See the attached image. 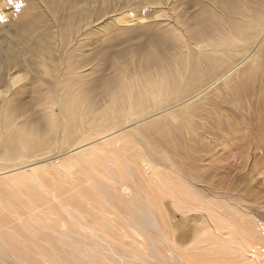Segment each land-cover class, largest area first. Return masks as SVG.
I'll list each match as a JSON object with an SVG mask.
<instances>
[{"label":"rangeland","instance_id":"374dc122","mask_svg":"<svg viewBox=\"0 0 264 264\" xmlns=\"http://www.w3.org/2000/svg\"><path fill=\"white\" fill-rule=\"evenodd\" d=\"M151 1L0 0V131L2 120H6L13 114L14 125L27 127L37 125L39 129H42L40 131L43 132V138L45 136L48 139L52 137V141L50 139L45 150L32 152L30 156H27V159H24L25 162L29 160L28 162L31 164L32 160H37V167L43 166V173L47 172L50 175L57 171L56 169L59 170L61 166L55 164L56 166L53 165L54 167L51 169V167H46L47 164L58 160L63 161L67 155L74 153V149L86 144L87 140L94 143L101 141L95 139L97 133L91 134L86 140L76 134L67 139V143L64 144L62 140L65 133L61 126H58L52 134L48 132L46 113L51 112L54 117L60 115L62 107L59 97L62 94L61 91L64 90L65 83L72 88L84 84H88L90 87L93 85L91 91L96 96V103L94 102L92 109L93 113L97 114L104 106V101L98 99L100 98L98 91L102 84L115 78L120 67H125L127 70L131 69L132 65L138 66L143 60L142 54L151 44L162 55L167 56L179 48L177 40L180 38L176 34L182 35L183 39L189 43L202 38L200 37L201 32H198L196 37L193 36L197 31L199 20L201 21L199 29L207 31L210 36L213 34L211 37H215V35L222 37L229 27L225 20L221 21L220 19L222 12L227 14L236 11L242 4L253 13L264 10V0H162L163 2L158 4H152ZM229 16L230 24L249 19L250 14L238 12L237 15L229 14ZM120 18H123L125 22H121ZM212 21H218L216 31L209 28ZM219 29L224 33L218 32ZM165 31H171V35H166ZM246 48L247 51H250L249 45ZM256 48L252 46L251 49L254 51ZM212 56L218 57L220 53L215 52ZM249 57L251 54L246 53L245 56L234 59L233 67L230 66L228 72V69L224 71L222 79L215 81L212 78L214 73H211V77L205 79L208 81V85L188 101L181 105L169 106L164 112L153 113L148 119L133 121V124L129 125L127 129L139 126L144 121L158 118L169 111L180 110L189 102L187 106L189 108L186 111L190 114L188 116L190 119L186 124L180 122L181 127L177 130L181 139V147L175 150L170 147L168 153L182 174L180 178L187 183L190 197L194 194L196 183L202 182L203 186L211 184L216 191V196L218 195L217 197L223 198V195L226 194V199H230L233 203L237 202V205L240 203L253 207L249 218L260 221L264 220V57H259L262 59L258 60L259 62L254 67L250 63ZM225 66L226 64H222L215 67L217 70H224ZM74 79L80 80H76V82ZM70 80L72 81L70 82ZM229 85L234 86L230 90L238 96L241 94L239 86L253 85V88L250 87L252 93L246 96V99L249 100L248 104L238 105L231 96L221 98L220 95ZM47 94H53L56 98L48 100ZM88 128L90 127L86 126L85 130L88 131ZM104 134L99 132L98 138ZM156 140H162V138L156 137ZM68 148L69 150H67ZM0 151H3L1 147ZM213 151H219L218 156L229 163V168L226 169L229 170V173H223L222 169L212 170V168H208L201 174L198 173L197 167L203 166L204 168L209 165L207 161L210 162ZM220 151L222 152L220 153ZM223 151L238 152L224 154ZM197 155L198 157L202 156V159L205 158V161L203 163L198 161ZM22 162L8 163L7 167ZM4 168L6 165L0 164V170H4ZM14 173L12 172V174ZM198 174L202 176L198 177ZM2 175L0 174V178ZM11 176L13 175H10V178ZM7 177H2L0 183L3 184V181L6 183V179L9 178ZM59 183L63 184V181L60 180ZM3 187V191H8L0 192V203L4 206L8 203L11 204L13 202H9L11 200H15L16 203L20 197L17 191L18 187L13 188L8 185H3ZM21 187L25 188L23 185L19 186V188ZM16 188L15 195L14 189ZM26 188H30V186H26ZM9 192H11L10 195H8ZM138 193L144 196L145 188L142 193ZM7 195H13V199ZM160 195L152 205L153 214L148 208H144V202L141 203V206L138 205V210L136 207V217H140V223L145 224L144 230L138 229L137 225H132L131 220V225L124 224V216L121 214L110 215L114 232H109L107 229V234L103 236L107 243L111 240L110 243L114 244L111 246L116 249L119 242L116 243L113 238L121 233L126 235L124 240L133 244V247H136L135 243H132L136 239L145 244L147 238L144 235H152L157 239L155 245H158V248L161 246L160 250L165 251L164 255L167 248H176L179 251L189 248L193 244L196 228L199 225L197 220L199 213L194 209L190 199L182 203L181 200L177 201V196H172L166 190H162ZM64 198L65 195L58 199L63 201ZM128 198L126 196V199ZM3 199L8 202L4 204ZM129 202L135 203L132 198ZM233 203L231 204L233 205ZM53 204L54 207L56 206L55 208L59 207L55 201L51 202V205ZM49 207L50 203L45 208L44 206L39 207L36 212ZM237 208L236 213L233 212L234 207L231 209L232 222H237L240 226V223L249 224L250 221L247 217L243 219L245 211L239 209L243 207L238 206ZM45 212L51 214L49 210ZM240 212H244L241 214L242 219ZM59 213L62 219L59 220L52 214L47 220L49 225L64 223L67 226L66 228L59 227L60 232H65L62 236L58 237L57 234H54L60 239L56 245L61 249L54 256L55 258H52L54 262L58 260V256L70 257L74 254L77 257H88V254L93 255L91 249L94 248L97 250L95 254V260L97 258L95 263L98 261L97 264H149V262L150 264H169L168 258H165L164 261H166H162L163 263L160 260L156 262L155 259H148L145 262L144 257H135L137 263L122 262L119 255L107 252V247L104 244L101 245L102 242L93 236L92 228L90 230L86 227H77V222L71 221L66 213L62 211ZM5 215L3 214V216ZM205 221H209L207 215ZM262 222L264 223V221ZM99 223L101 222L96 223L97 227L91 223V227L94 226L93 229L96 227L95 230L99 231ZM102 225L104 226V224ZM71 229L76 234L71 233ZM0 232L3 231L0 229ZM25 234L30 235L29 232ZM13 237L26 249L25 255L29 257L26 260L27 264H52V261L50 262L47 257L42 258L35 255L33 251L30 252L29 248L31 247L26 242V236L14 235ZM48 238L47 233L38 234L34 247L41 248V251L49 250L52 243ZM162 238L165 239V244L169 242L171 246L168 245L166 248L162 245ZM93 239L94 241H92ZM80 242L81 244H79ZM252 250L253 252L245 251L246 257L250 258L254 264H264V251L262 250L257 255L254 254L257 250ZM169 256L173 257L171 254ZM13 262L20 264L19 260L8 261L6 264H13ZM21 263L26 264L24 261ZM171 263L177 264V261L174 260Z\"/></svg>","mask_w":264,"mask_h":264},{"label":"bare ground","instance_id":"6f19581e","mask_svg":"<svg viewBox=\"0 0 264 264\" xmlns=\"http://www.w3.org/2000/svg\"><path fill=\"white\" fill-rule=\"evenodd\" d=\"M161 1L152 0L151 3L158 4ZM238 12L250 14L249 19L229 24V14L234 16ZM242 16L245 15L242 14ZM220 19L221 21L225 20L229 25L225 33L219 29L218 32L224 33L222 37L216 35L211 37L213 34L210 36L207 31L199 29L201 25L199 20L197 31L193 35L196 37L198 32H201L200 37L202 38L199 40L196 39L189 43L178 33L176 35L180 40H177L179 48L176 52L165 56L151 44L144 54L141 53L143 56H140L143 57V60L138 66L132 65V68L127 70L125 67H120L116 77L104 82L98 91L100 97L98 99L104 101V106L97 114H94L92 109L94 102L96 103V96L91 91L93 85L90 87L88 84H84L72 88L65 83L64 90L61 91L62 94L59 97L62 107L60 115L54 117L51 112H48L50 114L46 113L48 132L52 134L58 126H61L65 133L62 140L64 144L67 143V139L76 134L86 140L91 134L97 133L95 139L101 141L94 143L87 140L88 143L86 141V144L76 149L74 146V150L72 149L74 153L66 154L63 161L58 160L47 164L46 167H51V169L56 165L61 166L54 173L50 171L52 172L50 175L47 172L43 173V166L37 167V160H32L33 163L30 164L29 160L25 162L24 159H27V156H30L32 152L45 150L50 139L52 141V137L48 139L45 136L43 138V132L40 131L42 129H39L37 125L35 127L14 125L13 114L6 120H2L0 147L3 151H0V164L6 165V168L0 170V174H3L4 178L7 176L9 178L7 177L6 183L4 181L3 184L0 183V192L6 191H3V185L13 188L16 186L19 190H23L14 189V194L17 190L20 196H17L19 200L16 203L15 200L9 201H13L14 205H11L12 203L7 205L8 200L5 199L3 200L7 207L0 203V229L3 231L0 232V264H6L13 260H19L20 264L24 261L27 264L26 260L29 257L25 255L26 249L13 237L14 235L26 236V242L31 247L29 248L30 252L33 251L35 255L42 258L47 257L50 262L52 261V264H77V262L78 264H97L98 261L95 263L97 250L94 248L91 249L93 253L90 252L93 255L88 254V257H77L73 254L70 257L58 256V260L55 262L52 260L61 251L60 247L56 245L60 240L58 237L65 234V232H60L59 227L66 228L67 226L64 223L49 225L47 220L52 214L59 220L62 219L59 213L61 211L66 213L71 221H76L77 227L92 228L93 236L102 242L101 245L104 244L107 247V252L119 255L122 262L137 263L135 257H144L145 262L148 259L165 262L164 259L168 258L169 264L174 260L177 261V264H254L250 258L246 257L245 251L253 252L252 249H254L257 250L254 253L257 255L262 250L264 251V223L262 222L264 220L257 221L255 218H249L253 208L249 205L240 203L237 205V202L233 203L230 199H226V194L223 195V198L217 197L218 195L216 196V191L211 184L203 186L202 182L196 183L194 194L190 197L187 183L180 178L182 174L168 153L170 147L173 150L181 147V139L177 130L181 127L180 122L186 124L190 119L188 117L190 114L186 111L189 108L187 107L189 102L180 110L169 111L158 118L144 121V123L138 124L139 126L127 129L129 125L133 124V121L148 119L153 113L164 112L169 106L181 105L188 101L208 85V81L205 79L211 77V73H214L212 78L215 81L222 79L224 71L228 69V72L229 67H233L234 59L250 53L249 61L254 67L259 62L258 60L262 59L259 57H264V36L262 37L264 34V10L253 13L242 4L236 11L227 14L222 12ZM119 20L124 21L123 18ZM217 23L218 21H212L209 28L216 31ZM164 33L168 36L171 35V31ZM248 45L250 51H247ZM252 46L257 48L253 51ZM215 52H219L220 56L213 57L212 54ZM222 64H226L224 70H217L215 66ZM250 87L253 88V85L239 86L241 94L238 96L230 90L234 86L229 85L220 96L221 98L231 96L238 105L248 104L249 100L246 99V96L252 93ZM46 96L48 100L56 98L53 94ZM86 126L90 127L88 131L85 130ZM99 132L100 134L108 133L98 138ZM156 137H161L162 140H156ZM223 152L224 154H236L238 151ZM218 154L219 151H213L210 162L207 161L209 165L204 168L203 166L197 167L198 173L201 174L208 168L222 169L223 173H229V170H226L229 168V163ZM198 158V161H202V163L205 161L202 156ZM19 161L23 162L7 167L8 163ZM12 172H15V175ZM8 173L10 174L4 176ZM199 174L198 177L202 176ZM217 174H219L218 171ZM10 175L13 176L10 178ZM172 175L174 176L172 177ZM181 179L184 184L186 183L185 186ZM60 180L63 181V184L59 183ZM21 185L25 188H19ZM26 186H30V188H26ZM144 188L146 194L141 196L138 192L142 193ZM24 189L26 190L23 193ZM159 189L166 190L172 196H177V201L181 200L182 203L187 202L188 199L192 201L194 209L199 213L197 215L199 225L198 227L194 226L197 228L193 244L189 248L179 251L176 248H167L168 245H171L169 242L165 244V239L162 238V245L167 248L164 255L165 251L160 250L161 246L158 248V245H155L157 239L152 235H144L147 238L145 244L134 238L136 240L132 243H135L136 247L125 241L126 235L121 233L113 238V241L119 242L116 249L111 246L114 245L110 243L111 240L107 243L103 237L107 234V229L109 232H114L110 215L121 214L124 216V224L131 225L132 221V225H137L138 229H145V224H141L139 221L140 217H136V207L138 210V205L141 206V203L144 202V208H148L152 213L153 203L162 194V190L159 191ZM10 193L7 194L10 195ZM64 195L63 201L58 199ZM126 196L129 198L126 199ZM8 197L12 198L13 195ZM130 198L135 203H130ZM54 201L61 209L55 208L54 204L51 205V202ZM49 203L50 207L46 210H49L51 214H47L44 210ZM43 206L44 208L40 212H36L39 207ZM120 206H122L121 209ZM238 206L243 207L239 209L245 211L243 219L247 217L250 221L249 224L240 223V226L237 222H235L236 224L232 222L231 209L234 207L233 212L236 213ZM2 213L6 215L3 216ZM242 213L244 212H240V218ZM206 215L209 217V221H205ZM98 222H101L99 231L95 230ZM91 223L95 224V229H93L94 226L91 227ZM26 232H29L30 235H26ZM70 232L76 234L72 229ZM46 233L49 235L48 239L52 245L49 250L41 251V248L34 247V242L38 234ZM54 234H57L58 237ZM166 240L168 239L166 238ZM172 242L174 241L172 240ZM169 254L173 257H170ZM142 262L144 263V261Z\"/></svg>","mask_w":264,"mask_h":264}]
</instances>
